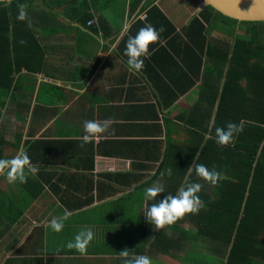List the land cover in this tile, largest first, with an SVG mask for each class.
<instances>
[{
	"label": "crops",
	"instance_id": "crops-1",
	"mask_svg": "<svg viewBox=\"0 0 264 264\" xmlns=\"http://www.w3.org/2000/svg\"><path fill=\"white\" fill-rule=\"evenodd\" d=\"M83 2L21 3L28 6L38 46L15 52L11 44L14 85L0 107V144L9 145L0 159L29 149L39 170L28 173L25 183L9 184L0 176V264H124L126 222L146 224L142 189L153 185L162 166L169 167L166 159L195 141L191 114L211 108L201 97V79L173 102L168 92L176 89L167 85L169 76L216 64L217 50L210 47L227 40L217 29L206 42L190 34L192 21L205 10L202 0H88V9H72ZM155 5L159 9H151ZM4 17L0 9V40ZM149 24L164 31L150 45L143 69L132 73L126 42ZM0 65L10 66L7 60ZM86 120H110L111 127L81 146ZM157 182L167 188L162 177ZM125 206H131L129 213ZM66 214L63 230L53 231L50 221ZM86 228L94 239L81 255L67 244ZM150 259L180 264L166 252Z\"/></svg>",
	"mask_w": 264,
	"mask_h": 264
},
{
	"label": "trees",
	"instance_id": "trees-1",
	"mask_svg": "<svg viewBox=\"0 0 264 264\" xmlns=\"http://www.w3.org/2000/svg\"><path fill=\"white\" fill-rule=\"evenodd\" d=\"M22 1H0L6 24L1 29L3 40H0V59L5 60L0 63L7 60L10 65L7 69L0 65L1 108L5 107L1 97H10L14 85L10 71L15 64L11 44L15 52H22L24 45L38 46L34 29L17 19V5ZM83 4L72 9H88V0ZM151 9L159 8L155 5ZM201 15L192 21L191 35L206 42L209 34L217 29V33L227 38L217 42V47H210L211 51L217 50V63L204 71L196 68L187 76H169L167 85L170 86L171 82L177 90L168 92L172 97L169 101L173 102L201 79V97L211 101V108H197L191 114L195 141L189 143L188 149L177 150L173 158L166 159L164 164L168 162L169 167L162 166L163 175L159 173L154 177L152 184L160 177L168 183L165 192L158 194L153 201L159 202L168 193L175 195L188 177L191 182L202 184L198 195L203 207L198 214H186L160 231H155L146 217L143 219L146 224L139 225V228L136 222H126V249L129 258L145 255L155 259L166 252L180 264H264V21H238L210 6ZM21 40L25 43L22 44ZM26 51L31 53L29 48ZM169 60L177 65L170 55ZM216 104L217 110L213 114ZM228 122L241 125L242 131L235 135L232 144L221 147L215 142V127H226ZM252 122H259L261 126ZM206 134L212 139H206ZM20 143L16 142L17 145ZM1 145L0 154L9 144ZM26 152L29 155V149ZM193 162L204 164L210 170L214 167L223 179L212 186L198 179L194 171L188 176V167ZM169 168L172 170L170 176L167 174ZM142 190L144 192L145 188ZM125 207L127 213L132 209L131 206ZM182 248L188 251L180 254Z\"/></svg>",
	"mask_w": 264,
	"mask_h": 264
},
{
	"label": "clouds",
	"instance_id": "clouds-1",
	"mask_svg": "<svg viewBox=\"0 0 264 264\" xmlns=\"http://www.w3.org/2000/svg\"><path fill=\"white\" fill-rule=\"evenodd\" d=\"M17 19L20 21H30L27 16V5L19 4ZM164 29L161 27L157 30L152 25H146L139 29L135 36H129L126 42L124 55L127 57L128 70L132 73H139L144 66V59L151 56L149 51L150 45L156 43L160 39V33ZM22 44L25 41H20ZM111 127L110 120H86L83 123V137L82 144L93 142L100 139ZM242 131V126L233 122H228L226 127H215V142L221 146L226 147L233 143L234 137L237 133ZM206 139H212V136L206 134ZM25 149L20 148L17 153L11 158L0 159V176L5 177L9 184L25 183L27 181L28 173L35 174L38 172ZM195 172L198 179L216 186L218 181L223 179L220 172L213 167L211 170L204 164L192 163L188 167V176ZM167 174H172L171 168L167 169ZM163 175V173H161ZM202 190V184L198 182H191L188 177L185 182L177 189L175 195L168 193L159 200L149 204V201H155L158 194L165 192L164 186L160 183H154L151 187L145 189L144 197V211L148 223L154 226L155 231H160L166 226H171L182 219L186 214H198L203 207V201L200 199L198 193ZM68 219L67 214L61 219L53 218L49 226L55 232L63 230V220ZM94 239V232L91 228L81 230L76 234L74 241L69 242L67 247L75 249L81 255L86 254L90 242ZM120 256L125 258L124 264H152L148 256H132L129 258L127 249L120 251Z\"/></svg>",
	"mask_w": 264,
	"mask_h": 264
},
{
	"label": "water",
	"instance_id": "water-1",
	"mask_svg": "<svg viewBox=\"0 0 264 264\" xmlns=\"http://www.w3.org/2000/svg\"><path fill=\"white\" fill-rule=\"evenodd\" d=\"M9 2L12 0H0ZM208 6L222 15L238 21H264V0H202L201 9Z\"/></svg>",
	"mask_w": 264,
	"mask_h": 264
}]
</instances>
